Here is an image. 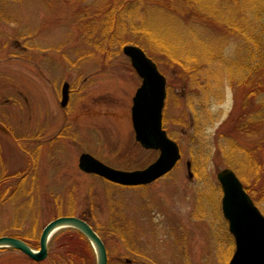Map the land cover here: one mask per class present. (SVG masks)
<instances>
[{
    "label": "rangeland",
    "instance_id": "1",
    "mask_svg": "<svg viewBox=\"0 0 264 264\" xmlns=\"http://www.w3.org/2000/svg\"><path fill=\"white\" fill-rule=\"evenodd\" d=\"M106 1L0 0V236L38 248L48 222L74 215L102 236L108 264H229L235 240L217 173L230 167L232 146L252 149L264 138L234 131L244 93L233 74L248 70L216 61L192 76L172 57L145 50L167 79L163 124L181 160L143 186L86 173L82 153L122 170L145 168L160 154L135 138L132 106L142 78L123 52L136 44L135 33H109ZM90 263L91 242L69 228L52 235L43 261L0 248V264Z\"/></svg>",
    "mask_w": 264,
    "mask_h": 264
},
{
    "label": "trees",
    "instance_id": "2",
    "mask_svg": "<svg viewBox=\"0 0 264 264\" xmlns=\"http://www.w3.org/2000/svg\"><path fill=\"white\" fill-rule=\"evenodd\" d=\"M103 12L109 33L134 31L136 44L149 54L172 57L189 74L195 73L192 76L216 61L235 71L248 70L242 77L233 74L240 79L234 85L244 93L234 131L264 134V101H257L264 92V0H107ZM262 149L264 138L252 149L232 146L227 152L228 165L254 200L260 196L257 189L264 191L259 186L260 179L264 181Z\"/></svg>",
    "mask_w": 264,
    "mask_h": 264
},
{
    "label": "water",
    "instance_id": "3",
    "mask_svg": "<svg viewBox=\"0 0 264 264\" xmlns=\"http://www.w3.org/2000/svg\"><path fill=\"white\" fill-rule=\"evenodd\" d=\"M123 52L130 58L132 66L142 78V84L133 98L132 122L136 140L146 149L159 150L158 158L142 169L122 170L111 167L90 153H82L79 167L105 179L126 186H139L154 182L170 172L182 157L179 144L172 139L163 124L166 103L167 79L157 63L136 44H125ZM62 106L69 100V84L63 85ZM189 177L192 178L191 161L187 162ZM221 185L222 212L228 221L229 231L235 239V251L229 264H264V214L254 202L241 178L230 167L218 171ZM75 228L91 242L96 252V264H108L106 245L99 233L85 219L70 215L59 216L43 228L39 248L14 236H0V248L19 250L35 261L48 256L51 236L63 228Z\"/></svg>",
    "mask_w": 264,
    "mask_h": 264
},
{
    "label": "flooded vegetation",
    "instance_id": "4",
    "mask_svg": "<svg viewBox=\"0 0 264 264\" xmlns=\"http://www.w3.org/2000/svg\"><path fill=\"white\" fill-rule=\"evenodd\" d=\"M69 94H70V86H69ZM60 105H61V101H60ZM62 106V105H61ZM63 108L66 107V106H62Z\"/></svg>",
    "mask_w": 264,
    "mask_h": 264
}]
</instances>
